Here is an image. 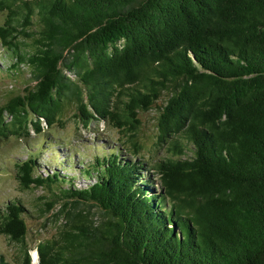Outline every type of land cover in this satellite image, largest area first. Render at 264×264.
I'll use <instances>...</instances> for the list:
<instances>
[{
    "label": "trees",
    "instance_id": "16d2710c",
    "mask_svg": "<svg viewBox=\"0 0 264 264\" xmlns=\"http://www.w3.org/2000/svg\"><path fill=\"white\" fill-rule=\"evenodd\" d=\"M0 12V72L27 76L0 104V140L64 146L52 128L68 109L128 138L83 166L80 186L37 174L29 147L21 189L49 188L66 221L35 263L25 204L8 201L0 233L16 264H264V0H0ZM154 106L169 153L147 162L138 114ZM0 264L13 263L0 251Z\"/></svg>",
    "mask_w": 264,
    "mask_h": 264
},
{
    "label": "rangeland",
    "instance_id": "374dc122",
    "mask_svg": "<svg viewBox=\"0 0 264 264\" xmlns=\"http://www.w3.org/2000/svg\"><path fill=\"white\" fill-rule=\"evenodd\" d=\"M4 13L0 12V23L4 19ZM3 49H0V55ZM5 57L0 59V66L4 68ZM8 65V63H6ZM18 75H10L7 72H0V104L4 103L9 97L22 89V82L27 80L24 72L20 71ZM16 76V77H15ZM15 78V79H14ZM14 79V80H13ZM159 104L162 101H158ZM158 107L154 106L148 111H140V128L136 138L142 145L140 157L147 162H153L164 158L169 152L166 147H160L157 144L156 116ZM73 109L65 111V127L55 126L52 132L56 141L65 142L66 145L58 146L55 144L46 148L47 142L43 136H37L35 133L27 140L16 138L10 135L8 138L0 140V211L10 200H21L25 204L27 236L26 241L31 248L32 261L37 262V253L35 246L43 240L59 237V230L64 225L66 218L60 213L61 203H54L50 196V189L44 186L21 189V185L16 175V162L28 156L29 147L38 148L41 146L39 162L43 165L37 174L52 172L56 168L62 174L68 173L75 176L77 184L84 185V178L80 171L93 162L96 155H102L108 152L111 147L117 146L121 141H127V137L110 124L93 122L92 126L86 129L77 123L73 118ZM128 143V142H127ZM120 146V145H119ZM53 153H57L58 159L64 158L61 164L52 160ZM71 154L72 166L67 165L66 156ZM66 166V167H65ZM152 171V170H151ZM152 177L156 178L155 175ZM87 181V179H86ZM80 210L87 212L95 222L100 221L102 210L98 206L90 203L82 204ZM101 217V218H100ZM0 251L6 258L16 264L20 254V247L11 241L6 235L0 233Z\"/></svg>",
    "mask_w": 264,
    "mask_h": 264
}]
</instances>
